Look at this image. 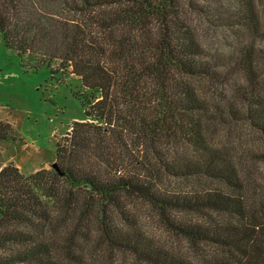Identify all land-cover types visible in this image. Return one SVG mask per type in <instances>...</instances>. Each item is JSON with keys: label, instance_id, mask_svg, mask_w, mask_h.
Instances as JSON below:
<instances>
[{"label": "trees", "instance_id": "1", "mask_svg": "<svg viewBox=\"0 0 264 264\" xmlns=\"http://www.w3.org/2000/svg\"><path fill=\"white\" fill-rule=\"evenodd\" d=\"M201 24L264 46V0H0V44L89 91L59 171L0 169V264H264V49L206 100L199 82L233 76ZM241 125L247 158L214 139ZM0 139L20 134L0 120Z\"/></svg>", "mask_w": 264, "mask_h": 264}, {"label": "rangeland", "instance_id": "2", "mask_svg": "<svg viewBox=\"0 0 264 264\" xmlns=\"http://www.w3.org/2000/svg\"><path fill=\"white\" fill-rule=\"evenodd\" d=\"M200 36L209 57L218 61L222 60L220 56H224L229 64L228 72L233 76L228 86H213L205 80L198 83L205 99L217 102L222 99V92L230 94L234 83L241 86L246 84L243 83L244 71L240 69L242 65L238 62L248 43H254L256 49H264L263 41H250V36L244 37L240 33L237 36L235 30L217 29L205 24H201ZM234 62L237 65L234 66ZM258 70L264 80V66L258 65ZM68 72L65 70L53 74L47 66H28L13 49L0 44V120L12 124L20 134V139L16 141L0 139V169L10 162L15 164L11 156L22 157L24 154L31 155L27 161L29 167L39 166L41 161L49 159L44 169H54L53 165L57 163L56 144L70 137L73 121L86 117L85 107L78 96L87 95L89 91L82 86L78 77ZM257 135L251 128L241 125L228 134V138L222 129L216 131L214 139L219 142L229 139L235 155L247 158L248 153L257 147ZM35 138L38 139L36 144L38 147L40 145V151L35 149L36 146L24 145ZM255 173H259L258 169ZM86 249L89 250V247ZM113 264L137 263L131 257L121 255Z\"/></svg>", "mask_w": 264, "mask_h": 264}, {"label": "crops", "instance_id": "3", "mask_svg": "<svg viewBox=\"0 0 264 264\" xmlns=\"http://www.w3.org/2000/svg\"><path fill=\"white\" fill-rule=\"evenodd\" d=\"M32 140L34 141V143H33V141H30L28 143L27 142L24 143V145L36 146L35 149H37V150L40 149L41 150L40 145L38 147V145L36 144V142H38L37 141L38 139L35 138V139H32ZM30 158H31V155H28V154H24L22 157H17V156L13 155V156H11V161H13L15 163V165L17 167H19L20 170L22 172L26 173V174H31V173H33V172H35L37 170L44 169V168H46L48 166V164L50 162L49 159L48 160H44L43 162L42 161L40 162L41 164L39 166H34L32 168V167L28 166V162H27L28 160H30Z\"/></svg>", "mask_w": 264, "mask_h": 264}, {"label": "water", "instance_id": "4", "mask_svg": "<svg viewBox=\"0 0 264 264\" xmlns=\"http://www.w3.org/2000/svg\"><path fill=\"white\" fill-rule=\"evenodd\" d=\"M53 168L56 169L57 171H59V166H58L57 163H55V164L53 165Z\"/></svg>", "mask_w": 264, "mask_h": 264}]
</instances>
